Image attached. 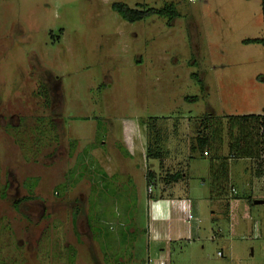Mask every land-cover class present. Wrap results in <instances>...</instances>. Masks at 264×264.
Wrapping results in <instances>:
<instances>
[{
    "label": "rangeland",
    "instance_id": "rangeland-1",
    "mask_svg": "<svg viewBox=\"0 0 264 264\" xmlns=\"http://www.w3.org/2000/svg\"><path fill=\"white\" fill-rule=\"evenodd\" d=\"M113 3L172 6L178 17L170 26L157 16L128 23L111 11ZM262 39L260 0H0V193L11 183L0 200V264H97L66 235L79 212L96 236L109 237L111 218L122 221L112 224L118 235L145 226L139 161L126 160L128 176L113 177L120 184L132 179V190H110L102 170L91 168L94 159L107 166L103 153L144 149L142 133L151 146L155 131L159 151L169 153L162 174L181 173L179 190L191 198L199 220L187 258L176 264H264V178L256 180V162L231 160L227 196L215 200L210 153L192 150L195 138L208 133L206 116L264 115V83L258 81L264 47L244 44ZM149 119L151 134L140 126ZM94 146L99 151L92 152ZM150 169L160 168L154 161ZM83 180L90 183L88 195L101 187L100 196L117 199L101 208L103 197L89 195L88 205L77 209L74 194ZM28 189L32 199L14 205ZM107 243L99 242L102 264L109 256L139 264L130 259V247L109 253L113 243Z\"/></svg>",
    "mask_w": 264,
    "mask_h": 264
},
{
    "label": "crops",
    "instance_id": "crops-1",
    "mask_svg": "<svg viewBox=\"0 0 264 264\" xmlns=\"http://www.w3.org/2000/svg\"><path fill=\"white\" fill-rule=\"evenodd\" d=\"M140 126L143 128L145 127V125L142 122ZM146 136L147 133L144 134L142 133L138 142V145L141 146V149L143 147L144 149L138 151L137 149L131 148L132 150H130V152L127 151V156L120 154L118 151H115V155L118 156L117 158L119 159H117L116 156H111V154H104L102 152L104 158L103 160L104 162L106 161V165H107L104 167V169L101 168V166H99L97 162H95V159L94 162L92 163L93 164L92 166H94V164L95 166L92 167L91 169L92 170L95 169L94 171H96V168L102 170V172L105 175V178L108 177L109 179V183L111 187L110 190L113 191L114 188L119 190L122 189L123 187H126V185L128 187L129 184L132 185L133 189L136 187L135 185L136 183L132 179H130V181L120 184L118 182H114L113 177L116 175L128 176V173L125 171V167H123L125 166L124 163L126 162V160L130 162H135L138 160L139 162L136 163H139L138 165L141 166L140 171H142V175H143V181L140 182V184L146 187V193H145L146 201L144 204L145 205L144 214L146 217L145 226L138 227L135 224L133 228L130 230V232L129 231L124 232L123 235L125 236V239L123 238L124 237L123 235L115 234V231H113L114 229L112 227V224L119 223L118 225H120V223L122 222L120 219L114 220L113 218L110 217L111 219L108 221L107 224L109 225V230H108L109 237L102 232L100 236L99 235L96 236L91 231V226L87 215L84 214L83 212H79V215L75 218V222H76L75 228H73L72 223H70L71 226L69 225L70 230L68 234H66L67 237L71 239L74 236L73 240L77 243V248L80 250V252L84 253L85 256L92 255L90 259H95L97 264H102L101 259L98 258L99 255L98 253H100L99 242L102 243V241L103 242L106 241L110 244L113 243L109 248L110 249L109 253L114 252L118 254L119 251L118 248H121L122 246L130 247V249L128 250L130 259H132L134 262H138L139 264H157V263L176 264V261L178 259L185 260L187 258L192 242L194 241V237L198 235V233L196 232L197 230L196 224L197 221L199 220H197V217L194 215L195 212L194 203L191 200V198L187 196L186 193L183 194L179 190L180 182L183 176H181V178L177 182H173L168 178H165L167 176H171L177 173L178 171L176 170V168L175 169L173 168L172 171L162 174L161 167L162 164H166V162L169 160V156H168L169 153L167 152L166 155L163 157L157 156L155 158L152 156H148L147 155L148 147L146 148L144 144L146 143V139L148 142V136L147 138ZM76 146L78 147L79 144L77 145L76 143ZM97 148L98 147L94 146V148H92V152L99 151V148L98 149ZM74 153L75 150L73 154ZM81 153H84L83 154L84 157H86V155H89L86 154L85 152H81ZM136 155L138 158H136ZM114 157L116 159H114ZM152 160L153 162L154 161L157 162L159 165L160 169L158 173L150 169V166L151 165L153 166ZM115 162H118L120 166L117 164L119 166L118 167ZM114 165H115V169H113ZM148 173L151 174L153 180L151 181L147 180ZM10 184L11 183H7L1 190L0 200L6 199L7 197L6 191L9 190ZM79 184L80 186H78V189H76V192L74 194L76 197H74L73 199L74 201L73 204L77 209L78 208L80 209L81 207H85L88 205L87 199H89V195L90 196L92 195L93 196L92 199L94 200H102L100 199V197L101 198L103 197V202L98 203L99 207L101 208L107 205V201H106L107 199L110 200L117 199L116 197L117 194L115 195L111 194L110 195L111 198H109L107 194H105L107 196L106 198L104 195L100 196L98 194L99 192L97 191V189H101V187L98 188L95 187L94 192L93 193L90 192L88 195V191H89L88 189H90L89 188L90 183L83 180L78 182V185ZM95 186H97V182L95 183ZM106 186H103V188ZM37 188L38 186L36 187V189ZM128 188L131 189L130 187ZM16 190H18V188ZM29 190L30 189L27 190L29 192L28 197H24L22 201L20 200L16 201L17 203H15L14 205L17 206L21 202L25 203L31 200L32 199V197L30 196L31 191ZM69 195H70V191L68 190L66 194H64L62 199H60V203L67 201ZM39 201L44 203V200H39ZM96 206H98L97 201H96ZM61 216L62 214H60V218ZM71 219L72 216L70 214L68 216V219L63 221L68 222ZM104 222L107 223V220H103V223ZM194 224L196 227L194 226ZM64 233L65 232L60 234L64 235ZM130 235H132L133 241L128 242L129 239L131 238V237L129 238ZM103 237H105L106 239ZM122 240H125V242ZM110 241H112V243ZM67 242L70 243L69 240ZM125 260H126L125 257L117 258L116 256V260H114L109 256L107 263L119 264V263H123Z\"/></svg>",
    "mask_w": 264,
    "mask_h": 264
},
{
    "label": "trees",
    "instance_id": "trees-1",
    "mask_svg": "<svg viewBox=\"0 0 264 264\" xmlns=\"http://www.w3.org/2000/svg\"><path fill=\"white\" fill-rule=\"evenodd\" d=\"M261 1V10L264 24V0ZM111 11L114 12L120 19L128 23H135L146 18L157 16L158 18L167 19V24L170 26L178 17L177 12L172 6H165L162 10L155 9H132L125 4L113 3ZM244 44H259L264 47V39L262 40H247ZM193 77V76H192ZM258 81L264 83V76L258 77ZM188 102H196L197 97H186ZM149 119L142 123L147 128L149 134L155 130L154 122ZM226 120L227 152L226 155H221L222 149V127L223 121ZM205 126L208 133L197 136L192 145V150H198L202 154L210 153V197L211 199L220 200L227 196L229 185V162L239 159H258L263 151V137L260 135V130L264 132V115H243L229 116L225 119H216L212 116H206ZM150 138V137H149ZM159 135L155 131L152 136V142L147 148V155L152 157H163V153L159 151ZM262 171L258 170L257 175H261ZM181 173H175L167 176L169 180L177 182L181 178ZM147 180L153 178L151 174H147Z\"/></svg>",
    "mask_w": 264,
    "mask_h": 264
},
{
    "label": "built area",
    "instance_id": "built-area-1",
    "mask_svg": "<svg viewBox=\"0 0 264 264\" xmlns=\"http://www.w3.org/2000/svg\"><path fill=\"white\" fill-rule=\"evenodd\" d=\"M260 135H264V132L262 130H260ZM263 141H264V137H263ZM262 150L263 151L261 152L260 157L258 159H252V161L256 162L257 164L256 168L254 169V176L256 177V180L259 179L261 180V178H264V145ZM258 170L262 171L261 175H257ZM257 192H260V190H258ZM157 264H162V263H157Z\"/></svg>",
    "mask_w": 264,
    "mask_h": 264
},
{
    "label": "water",
    "instance_id": "water-1",
    "mask_svg": "<svg viewBox=\"0 0 264 264\" xmlns=\"http://www.w3.org/2000/svg\"><path fill=\"white\" fill-rule=\"evenodd\" d=\"M260 204H263V201L262 200H256V201H254V205H260Z\"/></svg>",
    "mask_w": 264,
    "mask_h": 264
}]
</instances>
